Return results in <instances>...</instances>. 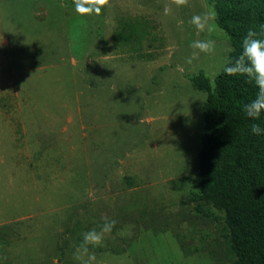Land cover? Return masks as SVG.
I'll use <instances>...</instances> for the list:
<instances>
[{
    "label": "rangeland",
    "instance_id": "rangeland-1",
    "mask_svg": "<svg viewBox=\"0 0 264 264\" xmlns=\"http://www.w3.org/2000/svg\"><path fill=\"white\" fill-rule=\"evenodd\" d=\"M212 8L0 0V264H79L104 217L96 264H235L224 210L193 200L207 93L190 78L214 84L232 50L216 20L189 23ZM198 39L216 51L189 65Z\"/></svg>",
    "mask_w": 264,
    "mask_h": 264
},
{
    "label": "trees",
    "instance_id": "trees-1",
    "mask_svg": "<svg viewBox=\"0 0 264 264\" xmlns=\"http://www.w3.org/2000/svg\"><path fill=\"white\" fill-rule=\"evenodd\" d=\"M207 2L217 13V24L229 35L232 50L228 61L241 54L242 40L249 29L257 31L258 39H264V0ZM126 28L131 33L125 37L137 36L130 22ZM190 79L207 93L197 155L200 189L193 200L199 203L198 210L200 201L224 210L235 264H264V133L254 135L250 131L253 123L264 128V115L252 120L243 111V105L256 97L258 89L247 76L224 71L215 77L214 84L204 73ZM3 258L4 240L0 236Z\"/></svg>",
    "mask_w": 264,
    "mask_h": 264
},
{
    "label": "clouds",
    "instance_id": "clouds-1",
    "mask_svg": "<svg viewBox=\"0 0 264 264\" xmlns=\"http://www.w3.org/2000/svg\"><path fill=\"white\" fill-rule=\"evenodd\" d=\"M177 5L188 6L189 0H174ZM77 13L99 15L101 9L109 3V0H74ZM168 11V10H166ZM217 13L214 8L202 14H194L189 23L199 32L212 33L214 31L212 21L216 19ZM264 29V26H261ZM257 31L249 29L242 40V52L234 60H229L223 67V71L228 75L247 76L249 81H254L258 89L256 97L243 105V111L252 120H259L264 115V39H258ZM194 51L192 56L187 59L191 65L193 60L200 53L212 54L216 51V41L214 39L195 40L190 45ZM254 135L264 133V128L259 124L253 123L250 129ZM116 221L108 217L103 218V223L99 230L93 228L82 234V241L76 248L74 259L79 264H96V256L90 253L89 246L99 247L103 244L106 236L110 235L115 227ZM124 233H121L123 235Z\"/></svg>",
    "mask_w": 264,
    "mask_h": 264
}]
</instances>
